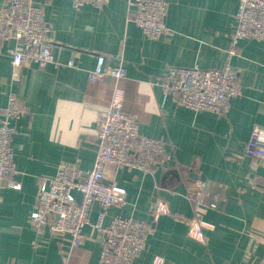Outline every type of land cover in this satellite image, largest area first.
I'll return each mask as SVG.
<instances>
[{
    "label": "crops",
    "instance_id": "1",
    "mask_svg": "<svg viewBox=\"0 0 264 264\" xmlns=\"http://www.w3.org/2000/svg\"><path fill=\"white\" fill-rule=\"evenodd\" d=\"M7 0H0V7ZM52 26L53 63L43 69L23 66L12 77L7 45L0 43V119L15 93L22 116L11 147L18 188L0 193V264H103L100 234L94 228L99 206L93 204L80 247L47 229L28 224L42 179L62 165L90 169L96 157L97 118L107 109L115 86L123 93L122 110L137 118L139 132L173 147L174 158L153 175L106 166V181L126 191L127 203L111 208L103 221L120 215L149 224L144 250L132 264H264V160L244 155L253 127L264 130V40L240 41L230 57L235 13L241 0H165V24L172 32L146 38L131 20L127 0H104L101 9H74L71 0H35ZM107 62L122 57L126 76L91 83L96 55ZM73 60L74 66H67ZM236 71L242 95L226 112H193L165 95L159 81L169 66ZM152 83V84H150ZM201 179L214 203L201 219L205 242L188 236L193 206L186 195ZM79 199V195H75ZM161 200L168 214L153 220Z\"/></svg>",
    "mask_w": 264,
    "mask_h": 264
},
{
    "label": "built area",
    "instance_id": "2",
    "mask_svg": "<svg viewBox=\"0 0 264 264\" xmlns=\"http://www.w3.org/2000/svg\"><path fill=\"white\" fill-rule=\"evenodd\" d=\"M103 3L104 0H71L74 9L85 5L101 9ZM127 5L132 22L146 38L158 40L172 35L165 24V0H127ZM234 16L236 26L230 39V57L237 54L240 41L264 40V0H241ZM51 29L44 16L43 4L35 0H7L0 7V43L7 45L13 79L23 66L43 69L49 64H59L51 52ZM67 66L73 67V60L68 61ZM125 76L122 57L113 58L109 63L104 54H97L88 81L100 82L106 77L118 81ZM155 83L161 86L165 95L176 98L180 106L193 112H226L230 101L242 95L237 73L228 63L219 69L169 66ZM122 102L123 93L115 86L107 109L97 118L98 148L92 167L79 170L65 164L53 176L42 179L34 209L28 217V224L36 233L47 229L76 248L83 243L90 209L97 204L99 213L94 228L100 234L99 262L103 264H132L144 250L150 234L148 223L120 215L111 216L109 224L103 226L109 209L121 208L127 203L126 191L114 181H106V166L113 164L119 169L153 175L158 166H165L174 158L170 144L166 147L163 140L139 132L137 118L123 112ZM22 114L18 95L11 93L0 119V193L4 185L13 189L19 187L13 180L17 171L11 141L15 124ZM244 155L264 160V130L252 128ZM190 188L186 198L193 206V216L187 222L188 236L203 243L206 240L204 229L211 226L201 216L206 209L216 206L204 204L209 193L203 180H193ZM75 195H79V199ZM162 214H168L166 205L161 200L155 201L153 220ZM154 264H162V259L155 258Z\"/></svg>",
    "mask_w": 264,
    "mask_h": 264
}]
</instances>
